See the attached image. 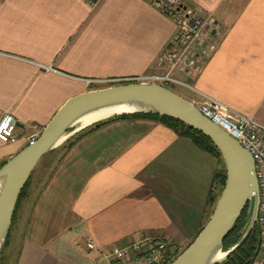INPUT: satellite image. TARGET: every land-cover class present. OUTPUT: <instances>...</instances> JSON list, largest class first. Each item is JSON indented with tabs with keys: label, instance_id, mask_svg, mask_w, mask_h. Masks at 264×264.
<instances>
[{
	"label": "crops",
	"instance_id": "obj_1",
	"mask_svg": "<svg viewBox=\"0 0 264 264\" xmlns=\"http://www.w3.org/2000/svg\"><path fill=\"white\" fill-rule=\"evenodd\" d=\"M152 1L0 0V119L22 124L15 142H0V164L68 99L106 87L95 82L168 74L159 56L176 24ZM183 1L223 36L195 74L174 72L189 85L175 92L264 125V0ZM81 135L44 158L37 188L23 198L15 264H59L66 250L95 264L87 242L110 250L142 236L184 251L218 194L220 161L150 118H114Z\"/></svg>",
	"mask_w": 264,
	"mask_h": 264
},
{
	"label": "water",
	"instance_id": "obj_2",
	"mask_svg": "<svg viewBox=\"0 0 264 264\" xmlns=\"http://www.w3.org/2000/svg\"><path fill=\"white\" fill-rule=\"evenodd\" d=\"M124 107L134 111L116 113L86 128L78 126L85 117ZM137 114L168 117L202 133L212 141L225 165V185L209 221L171 264H223L245 244L259 221L260 187L254 157L235 138L206 118L196 105L168 87L147 82L96 89L68 99L39 137L0 168V255L19 197L41 160L89 127L114 117ZM252 203V216L245 233L236 245L224 251L225 239Z\"/></svg>",
	"mask_w": 264,
	"mask_h": 264
},
{
	"label": "built area",
	"instance_id": "obj_3",
	"mask_svg": "<svg viewBox=\"0 0 264 264\" xmlns=\"http://www.w3.org/2000/svg\"><path fill=\"white\" fill-rule=\"evenodd\" d=\"M153 5L176 24L174 38L159 56V61L168 69L164 76H140L126 80L97 81L96 84L116 85L153 82L170 88V85H189L174 76V72L195 74L198 67L211 55L219 44L223 31L215 25H208L200 11L194 10L183 0H153ZM205 101L198 105L199 111L229 135L235 138L255 159L256 173L260 187L259 233L260 240L256 256L250 264H264V125L252 117L239 114L218 100L204 96ZM21 122L12 114L0 119V142L8 144L17 139L16 131ZM42 130L34 126L28 137V144L39 137ZM86 248L97 252L99 264H171L177 250L160 238L142 236L138 240L110 250L98 248L89 241Z\"/></svg>",
	"mask_w": 264,
	"mask_h": 264
},
{
	"label": "trees",
	"instance_id": "obj_4",
	"mask_svg": "<svg viewBox=\"0 0 264 264\" xmlns=\"http://www.w3.org/2000/svg\"><path fill=\"white\" fill-rule=\"evenodd\" d=\"M129 117L150 118V119L160 121L163 124H165L166 126H168L170 129H172L174 132H176L178 135L189 138L198 148H200L201 150L211 154L212 156L217 158L219 161H222L224 163V161L221 157V154L219 153L217 148L214 146V144L212 143V141L208 137H206L202 133L186 126L185 124H183L177 120H174V119H171L168 117L159 116V115H153V114L124 115V116H120L117 118L126 119ZM104 123L105 122L97 124V125H95V127L98 128V127L102 126ZM4 164L5 163L0 164V168ZM32 176L30 177L29 181L25 185V187H24V189H23V191L19 197V201H18L16 210H15V213L13 216V220H12V226H13V223H14V220L16 217L17 210L20 206V203L27 193V189L29 187L30 180H31ZM225 181H226V170L225 169L218 170L214 176V185L215 186L213 187V190L215 187H217V189L220 190V192H222L223 187L225 185ZM218 197H219L218 194H215L213 191H211V194L209 196V202H208L209 207L213 206L217 202ZM249 207L250 206H248L244 210V212H243L241 218L239 219V221L237 222L235 228L230 232V234L225 239V241H224V249L225 250H228L230 247L235 245L240 240V238L243 236V234L245 233V231L248 227V222H249V217H250V214L248 212ZM201 230H200V232H201ZM9 239H10V233H9L5 247L8 245ZM259 240H260V233H259V227L257 226L255 231L250 235V237L245 242V244L223 264H250L252 259L256 256V252H257V249L259 246Z\"/></svg>",
	"mask_w": 264,
	"mask_h": 264
},
{
	"label": "rangeland",
	"instance_id": "obj_5",
	"mask_svg": "<svg viewBox=\"0 0 264 264\" xmlns=\"http://www.w3.org/2000/svg\"><path fill=\"white\" fill-rule=\"evenodd\" d=\"M186 2V1H185ZM187 3V2H186ZM193 7V6H192ZM191 7V8H192ZM195 10V9H194ZM196 11V10H195ZM116 85H121V84H116ZM106 87H103V88H107V87H110L111 85H105ZM113 86V85H112ZM115 86V85H114ZM97 89H102V88H97ZM170 89H172L173 91H178V92H181V89H178V88H175L174 87V85H170ZM187 89H189V88H187ZM191 90V89H190ZM189 90V91H190ZM92 91V90H91ZM191 92H194V91H192L191 90ZM115 119L117 118V117H114ZM114 118H112V119H114ZM110 120V119H109ZM106 122V121H105ZM93 127L94 128H96L95 127V125L94 126H92V127H89V128H87V129H85L84 131H82V132H80V133H78V134H76L74 137H71V138H69L66 142H64L61 146H59L57 149H55V150H58L59 148H61V147H63V146H67L68 144H70V141H72L73 139H80L81 137H82V135L81 134H83L84 132H86L88 129H90V128H92L93 129ZM97 129V128H96ZM74 130V128L73 129H71V131L70 132H72ZM77 137V138H76ZM47 156V155H46ZM45 156V157H46ZM44 157V158H45ZM43 158V159H44ZM48 159H42L41 160V162L38 164V166H37V168H36V170L34 171V173L32 174L33 176H32V178H31V180H30V184H29V187H28V189H27V192L28 191H30L32 188H37V182H38V180H40L41 179V175H42V173L45 171V169H46V165H47V163H48V161H49V157H47ZM48 160V161H47ZM220 163H221V169H225V165H224V163L222 162V161H220ZM222 192H220V190H218V196L220 197V194H221ZM217 194V193H216ZM218 197V198H219ZM217 201H218V199H217ZM217 203V202H216ZM216 203L213 205V206H211L210 208H209V212L207 213V217H206V220H205V224H204V226L206 225V223L209 221V219H210V217H211V215H212V213H213V210H214V208H215V205H216ZM23 204H24V202H23V200L21 201V203H20V207H19V209L17 210V213H16V217H15V220H14V223H13V226L11 227V230H10V239H9V243H8V245L6 246V247H4V249H3V251H2V254L0 255V264H15V261H16V258H17V256H18V251H19V248H20V239H17L15 242H14V239L16 238V237H18V235H15V232H16V230L18 229V224H19V217H20V215H21V211H22V207H23ZM22 206V207H21ZM253 207H254V204L252 203L251 205H250V207H249V214H250V217H249V222H250V219H251V216H252V211H253ZM249 222H248V224H249ZM203 226V227H204ZM153 237V236H152ZM241 239V238H240ZM239 242V241H238ZM236 245V244H235ZM70 246V245H69ZM234 246V245H233ZM232 246V247H233ZM175 248V247H174ZM72 249H74L73 248V246H72ZM176 249V248H175ZM229 249H231V247L229 248ZM228 249V250H229ZM179 251V250H178ZM224 251H227V250H225L224 249ZM183 252V251H182ZM182 252H178V254H177V256L175 257V259L182 253ZM65 256L62 258V260L60 261V263L59 264H90V263H88V260L82 255V256H78V255H76V254H74L73 252H72V250H66L65 252ZM100 261V258L99 257H94L93 258V262L95 263V264H98V262Z\"/></svg>",
	"mask_w": 264,
	"mask_h": 264
},
{
	"label": "bare ground",
	"instance_id": "obj_6",
	"mask_svg": "<svg viewBox=\"0 0 264 264\" xmlns=\"http://www.w3.org/2000/svg\"><path fill=\"white\" fill-rule=\"evenodd\" d=\"M133 111H134V109L124 107V108H118V109H113V110H107V111H104V112H99V113L91 115L89 117H85L84 119H82L80 121L78 126L82 125V128L83 127L86 128L89 125L94 124L96 121L108 119L109 117H111L112 115H114L116 113H118V114H121V113H124V112L130 113V112H133Z\"/></svg>",
	"mask_w": 264,
	"mask_h": 264
}]
</instances>
